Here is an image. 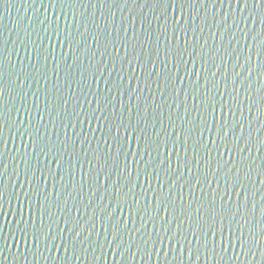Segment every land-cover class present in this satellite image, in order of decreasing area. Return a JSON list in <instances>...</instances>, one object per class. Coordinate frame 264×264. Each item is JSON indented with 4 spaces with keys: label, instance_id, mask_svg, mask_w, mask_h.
I'll use <instances>...</instances> for the list:
<instances>
[{
    "label": "water",
    "instance_id": "obj_1",
    "mask_svg": "<svg viewBox=\"0 0 264 264\" xmlns=\"http://www.w3.org/2000/svg\"><path fill=\"white\" fill-rule=\"evenodd\" d=\"M163 13V5L149 3L143 6V0H137L136 3L129 0L127 4L124 0H116L115 3L107 0L103 6L97 0H64V3L57 0L54 5L52 0H0V59L3 61V76L0 78L3 96L0 97V106H3L6 120L11 110V119L3 127L0 136V153H3L0 160L7 166L0 167V172L4 173L0 180L7 185L3 201L6 215H0V226L3 228V235L7 236L8 244L3 255H0V264H69L72 256V244L75 241L73 233L67 231L63 233L69 249L67 253L62 248L59 251H45L41 236L39 251L29 241V246H32V252L35 253L33 255L26 251L23 242L12 238L11 233L17 229L15 221L20 219L21 203L25 219L29 217V205L24 199L28 184L25 165L21 162L25 152L30 157L29 176L32 169H39L42 165L46 175L49 171L58 173L55 180L49 175L46 185L52 202L51 211L55 213L53 219L57 221L53 228L71 227L79 221L78 230H84L83 235L87 236V229H92L91 240L98 241L92 245L94 252H81L80 260H71V264H264V184L260 182V173L264 172V71L261 70L264 53L260 52L259 46L252 40L253 35L264 30L261 11L254 10L253 23L252 20L243 21L235 0H223L222 3L221 0H205V3L185 5L184 15L188 23L184 27L187 36L177 31L178 40L173 39L171 21L173 17L177 20L180 18V5L177 4L175 9H167L169 24L166 33L160 27L164 24ZM248 14V11L243 13L244 16ZM156 16H160L159 22L155 19ZM193 16L197 17L194 23ZM45 18L48 24L42 25L40 21ZM234 20L239 21V28L235 27ZM45 27L48 28L47 33L44 31ZM57 28L61 31L60 41L53 34ZM145 28L151 31L150 41ZM117 29H120L118 34ZM123 29H127V32ZM241 29L249 32V35L246 37ZM69 32L70 43L64 40ZM97 32L102 33L99 45L92 39ZM134 34L139 36L142 43L136 44L135 51L130 47L127 56L123 49L117 53L107 43L112 39H130ZM40 37H43L42 41ZM167 48L172 49L171 54L167 52ZM81 72L84 73L83 80ZM213 73L216 75L213 76ZM237 73L240 75L237 76ZM18 74L21 79L27 77L22 89L15 84ZM94 75L97 78L102 75L103 78L94 79ZM165 76H178L180 79H175L174 83H166ZM109 87L112 89L111 93L108 92ZM235 89H239L238 93ZM206 97L209 105L214 99L215 113L210 106L205 107L201 103ZM97 98L100 100L103 116L108 117L107 123L103 118L99 121L92 119L90 123L85 120V116L92 115V110L97 108ZM65 100L68 101L67 104L64 103ZM221 104L230 106L235 116L230 115L228 107L221 112ZM36 105H39V109ZM127 108H131V112ZM16 109H19V115ZM38 111L43 114V121L39 119ZM77 112L80 113L79 117L75 115ZM95 115L101 116V112L97 111ZM201 115L211 126V132H204L205 142L215 138L216 125L224 119L228 120L229 126L237 121L243 123V129H235V134L242 137L238 147L233 136L227 138L233 149L231 155L224 152L223 143L219 140V152L216 145L208 143L210 155L200 146V162L197 165L193 145L199 137ZM142 118L148 121L146 131L152 139L156 137L151 125L155 123L156 129L161 130L159 139L162 153L166 133L173 131L172 122H175V131L180 134V139L177 141L176 136L167 138V146L172 149L173 141H176L180 161H192L191 174L178 168L176 153L170 156V175L163 170L167 168L166 164L159 167V160L153 162L148 171L152 172L159 167L160 174L159 179L152 174L150 183L144 168V161L149 159L147 156L139 164L134 163V160H140L139 156L133 157L128 153L126 157L124 151L116 158L117 145L114 144L106 165L104 153L107 149L100 153L99 162L93 158L98 145H103L104 136H108L112 142L111 138L116 135V125L121 119L125 124L129 120L133 124L140 120V127L143 128ZM21 119L26 124L31 120L38 126L46 125L45 140L50 137L57 145L65 140V134L71 137L67 141V149H62V170L55 163L44 164L43 156L36 157L31 146L27 149L23 146L28 144V138L25 136L22 142L21 137L15 134L17 126L12 124V120L18 122ZM65 124L69 126L66 128ZM186 127L196 128L195 136L187 141V153L184 148L185 133L182 131ZM44 131L42 126L41 133ZM124 134V129L121 128L119 135L123 137ZM131 143L132 151H135L136 141ZM127 147L125 144V148ZM239 148L246 150L241 153ZM82 149L87 150V156ZM163 155L167 156L168 153ZM153 156H156L155 152ZM51 159L49 156L48 160ZM89 160L97 166V170L84 176V173L90 171ZM101 165H104L102 171ZM238 168L239 173L236 171ZM229 169L232 170V182H235L238 174L248 189L247 194L238 195L239 189L234 191L231 183H226L225 174L229 173ZM249 169L250 180L245 175ZM180 171H184V175L178 179ZM97 172L99 179H96ZM35 175L39 176L40 172L36 171ZM61 176L63 180L60 179ZM197 180L200 181L199 185ZM33 183L36 181L33 180ZM160 184L164 185L162 189ZM40 188H45L43 180L40 181ZM116 189H119V194ZM56 192H59L58 197ZM252 193H256L255 196ZM245 195L246 219L252 226L251 235L249 227H244V235L248 240L245 248L241 250L237 245L227 252L217 249L213 253L197 245L192 239V229L197 227L198 222L196 208L203 205L201 212L207 211L200 223H211L212 215L208 210L213 201L217 213L221 212L224 201L235 211L237 204H244ZM156 196L160 199H154ZM135 199H139V204L135 203ZM36 201L37 197L33 195L34 208ZM165 202L168 204L167 212L163 207ZM118 205H122V213L113 212ZM108 212H113L111 218L108 217ZM187 212H190V218ZM117 218L127 221L122 233L124 248L127 249L129 243L132 245L131 252H125L124 256H121L120 251H115V245L110 248L105 243V238L109 241L113 239L111 224L116 223ZM168 221L172 223L169 224ZM243 223L241 219V224ZM105 227L107 231L104 230ZM216 227H220L219 215L216 216ZM165 228L168 229L167 233ZM157 233L164 238L163 243ZM169 236L174 237L171 243ZM185 237L192 240V243L185 244L183 254L178 249L172 251L176 241ZM56 243H60L59 236ZM225 246L227 247L226 244ZM76 247H88V243L83 246L76 244ZM138 247L143 251L133 257L131 253L137 252ZM198 247L199 253L196 251ZM188 248L192 251L191 256Z\"/></svg>",
    "mask_w": 264,
    "mask_h": 264
},
{
    "label": "snow or ice",
    "instance_id": "obj_2",
    "mask_svg": "<svg viewBox=\"0 0 264 264\" xmlns=\"http://www.w3.org/2000/svg\"><path fill=\"white\" fill-rule=\"evenodd\" d=\"M57 2V0H52V4L54 5ZM60 3H64V0H59ZM97 2L103 6L104 3L107 2V0H97ZM113 3L116 2V0H112ZM129 2V0H124V3L127 4ZM137 0H132V3H136ZM223 2V0H221V3ZM238 10L241 13V18L243 19V21L247 22L248 20H252L253 23H255V13L254 10L255 9H259L261 11V24H264V0H235ZM149 3H153L157 6L159 5H163L164 6V24L160 25V27L164 28L165 33L167 32V26L169 24V20L167 18V9L169 7H172L173 9H175L176 5L179 4L180 5V18L177 20L175 17L172 18L171 23L173 24V39H179V36L176 35V32H182L183 35L187 36V31L185 29V25L188 23L185 15H184V6L185 5H195L197 3H205V0H143V6H147ZM243 5V7H240V5ZM250 9H252V11H250ZM245 11H248L249 14L247 16H244L243 13ZM155 19L159 22L160 20V16H156ZM197 19V17L193 16L192 17V21L193 23L195 22V20ZM227 19V18H225ZM40 23L42 25H47L48 24V20L47 18H45L44 20H41ZM85 23V30H87V26H86V21ZM132 23H135V17L132 18ZM148 23L150 24L151 22L148 21ZM235 27L239 28V21L234 20L233 21ZM143 24V21H142ZM77 27H79V25H77ZM98 27V25H97ZM120 29H117V34L119 32ZM125 32H127V29H123ZM45 33L48 32V28L45 27L44 29ZM144 31L147 33V39L150 41L151 40V31L147 28L144 29ZM193 31H195V28H193ZM201 31H203V29H201ZM241 32H243V34L247 37L249 35V32L244 31V29H241ZM53 34L56 36L57 40L60 41V37H61V31L59 30V28L55 29L53 31ZM102 33L97 32L92 36L93 41L99 45L100 44V37H101ZM109 36H111V33L108 34ZM233 35H235V33H233ZM71 36V33H68V36L64 37L65 41H68V37ZM167 38V37H166ZM41 41L43 40V37H40ZM49 39H51V37L49 36ZM86 39V38H85ZM105 39L107 40V37H105ZM157 39H159V37H157ZM252 40L259 46L260 52L264 53V30H262L261 32L256 33L255 35L252 36ZM70 43V41H68ZM140 42L139 41V36L134 34L133 38L130 39H123L120 41H117L116 39H112V40H108L107 43H110L112 45L113 51L115 52H119L121 49H123L125 51V55H129V48L131 47L133 51H135V47L136 44ZM34 43V42H33ZM142 43V42H140ZM26 46V45H25ZM54 51V49H53ZM167 52L169 54H171L172 49L171 48H167ZM180 55L182 56L183 53H180ZM0 56H2V52H0ZM45 59H47V57H45ZM55 59V57H54ZM237 59H239V57H237ZM137 60H139V54H137ZM250 60V57H249ZM129 63H131V61H129ZM167 65H165L166 67ZM2 68H3V61L2 59H0V78H2L3 76V72H2ZM153 68H155V62L153 61ZM261 70L264 71V65H261ZM151 75V73L149 74ZM189 75H191V73H189ZM213 76L216 75V73L212 74ZM240 74L237 73V76H239ZM94 79H100L103 78L102 75L101 77L97 78L93 77ZM27 79V77H25L24 79L20 78V75H17V79L15 81V84L17 87L19 88H23V85L25 83V80ZM84 79V73L81 72V80ZM120 79L122 80L123 77H120ZM166 83L167 82H172L174 83L175 79H180V77H175V78H171L169 76H165L164 77ZM70 86V85H69ZM119 88V86H117ZM150 87V85H149ZM58 90V89H57ZM139 91H142L143 89H138ZM112 89L111 87L108 88V92L111 93ZM197 91H198V87H197ZM209 91H211V89H209ZM235 91L238 93L239 89H235ZM121 95L123 94L122 92L120 93ZM26 95V94H25ZM3 96V88L0 87V97ZM37 99H39V97H36ZM195 99V97H194ZM233 99H235V97H233ZM87 103H91V101H86ZM110 103V101H108ZM51 101L49 98V105H50ZM65 104L68 103L67 100L64 101ZM96 103H97V108L92 110V115L85 116V120H87L89 123L91 122L92 119H96L97 121L101 120V118L104 119V121L107 123L108 122V117L107 116H103V109L100 108V100L97 98L96 99ZM201 103H203L205 105V107L210 106L213 113H215L216 111V104L214 102L211 103V105L208 104V98L206 97L205 100L201 101ZM37 109H39V105H36ZM121 107H124L123 105H121ZM179 107V105H178ZM228 107L229 108V113L232 116H235V112L231 110V107L225 104H221L220 106V110L221 112L224 111V108ZM50 110V108H49ZM127 111L131 112V108H127ZM147 109H145L146 111ZM10 111L9 110V115H8V120L11 119L10 116ZM17 114L19 115V109H16ZM99 111L101 112V116H96L95 113ZM187 112V110H186ZM38 115H39V119L41 121L44 120V116L42 113H40L38 111ZM75 115L77 117L80 116V113L77 112L75 113ZM143 119V118H142ZM8 120L5 119V113H4V109L3 106H0V136H2V131H3V127L7 124ZM140 120H137L135 124L132 123L131 120H129V122L127 124L124 123V121L121 119L120 123L116 125V135L113 136L111 138L112 142H110L109 137L108 136H104L103 140L104 143L102 146L98 145V149L96 150V153L94 155V159L96 161H100L101 156L100 153L104 152V149H107V152L104 153L105 155V159H104V165H106L108 163V159L111 158V152L113 149L114 144L117 145V152H116V158L119 157V154L121 151L125 152V155L127 157L128 153H131V155L133 157L139 156L140 160H134V163L139 164L140 161L144 160V157L147 156L149 159L144 161V168H145V175L146 177L149 178V183H150V177L152 174H155L157 179H159V167H162L163 165H167V168H164V172L166 174H171L169 172V169H171L172 164H171V160H170V156L173 153H176L177 155V160H178V168H183L184 171H187L189 174L192 173V161L191 160H184V161H180L179 158V152L176 148V141H173V147L172 149H169L167 146V138H171L172 136H176L177 141H179L180 139V134L177 133L175 131V122H172V127H173V131L170 133H166V139L164 140V144H163V153H168L167 156H164L163 153L161 152V143H160V137H161V130H157L156 129V125L155 123H153L151 125L152 130H153V134L156 137V139H152L151 136H149V134L146 131V128L148 126V121L146 119H143V123H144V127L141 128L140 127ZM12 124L16 125V135H19L22 139L23 142V138L26 136L28 138V144H24L23 146L27 149L29 146L32 147V152L36 157H40L43 156L44 157V164H48V163H55L57 165V168L59 170H62L61 168V164L62 161L60 159V157L63 155L62 149H67L68 147V143L67 141L71 139V137H68L67 134H65V140L63 142H61L59 145H57L56 143L52 142L50 137H48L47 141L45 140V137L47 135V128L46 125H36L33 124L31 120H29L27 122V124L25 123L24 120H19L18 122L16 120H12ZM44 127L45 131L44 133H41V127ZM68 124H65L64 127H68ZM74 127V125H73ZM239 127L241 129H243V123L237 121L236 123H234L233 125L229 126L228 120L224 119L222 123H217L216 125V134H215V138L205 142V138H204V132L205 130L211 132V126L207 124V121H205L203 119V115H201V126L199 127V137L196 140V143L193 145V151L195 153V157H196V164L199 165V151H200V146H202L206 152L210 155L211 154V149L208 148V143H211L213 145H216L217 147V151H220V145L217 144V141H221L223 143V149L224 152H227L229 155L232 154L233 149L232 147L229 146V142L227 140V138L231 135L234 137L235 141H236V145L237 147L239 146V141L241 140V136H237L235 134V129ZM123 128L124 129V136L121 137L119 135L120 133V129ZM182 131L185 133L184 136V148H185V153H187V141L190 137L195 136L196 134V128H184L182 129ZM109 133H111V127H109ZM74 135H78L75 134ZM135 140L136 141V150L132 151V141ZM141 141H143V145L141 146ZM74 143V141H73ZM83 143V142H82ZM125 144L128 145L127 148H125ZM38 149V150H37ZM84 151L85 156L88 155V152L86 149H82ZM246 149L244 148H239V151L241 153H243ZM250 151V149H248ZM153 152L156 153V156H153ZM220 155H223V153H220ZM3 156V153H0V157ZM51 156L52 159L51 161L48 160V157ZM163 157V158H161ZM30 157L28 156V153L25 152L22 156L21 162L24 163L25 165V176H26V182L28 184V189L24 191V199L28 202L29 205V217L27 219H25L24 215H23V211H24V207H23V203L20 204V219L16 220L15 223L17 225V229L16 232L11 233L13 240H19L21 242H23L26 251L28 252H32V246L35 247V249L37 251L40 250V243H41V236H43L44 239V250L51 252L53 249H56L57 251H59L61 248L64 250L65 253L68 252V247H67V241L63 238V233L65 231L73 233V240L75 241L72 244V256L69 258V264H71V260H80V253L84 252L87 253L89 250L91 251H95V248L92 247V245L97 244L98 241H92L91 240V236H92V229H87L88 231V235L84 236L83 235V231L84 230H78L79 228V221H77V223L75 225H72L71 227H66L63 229H54L53 228V224L57 223V221H55L53 219V217L55 216V213H53L51 211V199H50V194L47 192V181H48V176H52L53 180H55L56 175H58V173H53L51 171L48 172V174H45V171L43 169V165L39 168V169H32V174L31 176L28 175V170L31 169V165H30ZM155 160H159V167L158 168H154L152 170V172H149L148 169L149 167L152 166L153 162ZM79 162V161H78ZM38 163H41L38 160ZM225 163H228L227 161ZM89 165H90V171L89 173H84V176H88L90 175V173L92 171H96L97 170V166L92 164L91 160H89ZM100 166V171L103 170V166ZM0 167H4L6 168L7 166L3 164L2 160H0ZM75 167V165H73V168ZM82 167V165H81ZM125 171L127 170V166L124 169ZM36 171L40 172L39 176H36L35 173ZM184 171H180L179 176L177 177L178 179L183 177L184 175ZM231 169H229V173H226L225 175L227 176V180L226 183H231V187L234 191H236L237 189H239V191L237 192V194L239 195L240 193H245L247 194L248 189L247 187L243 184V181L240 179L239 175L237 174L236 178H235V182H232V177L230 175L231 173ZM237 173H239L240 169H236ZM251 169H249V172L246 173V177L250 180L251 176ZM4 175L3 172H0V177H2ZM131 175V173H129V176ZM73 177H74V173H73ZM260 182L262 184H264V172L260 173ZM61 180H63V176L60 177ZM96 179H99V172H97V176ZM33 180L36 181V183H33ZM43 180L45 183V188L41 189L40 188V181ZM174 183V181H173ZM210 183V181H209ZM253 184H255V181H252ZM200 184V181L197 180V185ZM136 185H133V187H135ZM13 187L15 188V185H13ZM53 187L55 188L56 185L55 183L53 184ZM81 187H83V185H81ZM161 189L164 187L163 184H160ZM21 188H23V185H21ZM117 192V194H119V189L115 190ZM131 191V189H130ZM7 194V185L0 180V215H6V213L4 212V207H3V201L4 198ZM256 193H252L253 196H255ZM35 195L37 197V201H36V206L35 208L32 205V196ZM55 195L58 197L59 196V192H56ZM127 197V193H125V198ZM17 199L19 200V196L17 195ZM101 199H103V197H101ZM154 199L159 200V196L154 197ZM135 203L139 204V199H135ZM164 210L165 212L168 211V204L167 202H165L163 204ZM191 207V205H189V208ZM201 207H203V205H201ZM201 207H197L196 208V212L198 214V222H197V227L192 229V239H194L197 243V245L203 247L206 251L209 252H213L215 253L217 251V249H219L220 252H227L229 248L235 249L237 245H239V247L241 248V250H243L245 248V246L248 243L247 238L244 235V227L247 225L249 227V235L252 234V226H251V222L246 219V211H247V195H245V202L243 205L237 204L236 205V209L235 211L232 210L231 206L228 205L227 201H224L222 204V210L220 213H217L215 210V204L213 201V204L211 206V208L208 210L211 212L212 215V222L211 223H200V221H203L205 216L207 215V211L206 212H201ZM253 207H255V205H253ZM243 209V211H242ZM115 211H120L121 213L123 212V207L122 205H118L116 209H113V212ZM147 211V210H145ZM186 211V210H183ZM113 212H108L107 215L108 217H112ZM187 214L189 215L190 218V212H187ZM219 215L220 217V227L217 228L216 227V216ZM240 217V219H237V217ZM38 218V219H37ZM241 219L244 221L243 224H241ZM225 221H227V227H225ZM168 223H172V221H168ZM183 223V221H181V224ZM65 224H68V221H65ZM126 224L127 221H122L121 218H117L116 223L111 224L112 227V231L114 233L113 235V239L111 241L107 240V238H105V243H108L110 248L112 245H115V251H120L121 256H124L125 252H131V243H129V246L127 249L124 248V240H123V229L126 228ZM123 225V226H122ZM95 227V225L93 224V228ZM178 228L180 227V225L177 226ZM45 229H47V231H45ZM105 231H107V227H105L104 229ZM137 232H139V229L136 230ZM165 233L168 232V229L165 228L164 229ZM237 232H239L240 234L237 235ZM18 233V235H17ZM225 233H227V235H225ZM158 238L161 240V243H163V237L159 236V233H157ZM60 237V243L57 244V237ZM209 237H211L212 239H209ZM218 237V239H217ZM174 239L173 236H169L168 240L169 243H171V241ZM201 240H203V243L201 244ZM29 241L32 242V246H29ZM88 243V247H80L77 248L76 244H80L81 246H83L85 243ZM192 240L188 239L187 237H185L183 240H177L176 241V245L175 248L171 249L172 251L175 250H179L181 254H183V252L186 250L185 249V244L187 245H191ZM145 244H147V241H145ZM225 244L227 245V247L225 246ZM209 245H211V247H209ZM101 247H103L102 245H100ZM8 247L7 244V236L3 235V228L2 226H0V255H3L4 249ZM189 252V256L192 255V251L190 248L187 249ZM140 251H143V249H140L139 247L137 248V252L135 253H131L133 257H135ZM197 253H199L200 248L198 247L196 249ZM33 255H35L34 252H32ZM41 255H43V252L40 253ZM26 258V257H25ZM199 258V256H197V259ZM262 260H264V256H262Z\"/></svg>",
    "mask_w": 264,
    "mask_h": 264
}]
</instances>
